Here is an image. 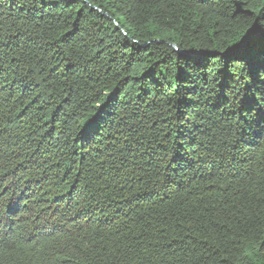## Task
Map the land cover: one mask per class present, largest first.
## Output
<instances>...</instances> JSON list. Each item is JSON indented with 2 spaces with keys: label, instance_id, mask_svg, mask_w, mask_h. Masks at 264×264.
Listing matches in <instances>:
<instances>
[{
  "label": "trees",
  "instance_id": "16d2710c",
  "mask_svg": "<svg viewBox=\"0 0 264 264\" xmlns=\"http://www.w3.org/2000/svg\"><path fill=\"white\" fill-rule=\"evenodd\" d=\"M0 264H264V0H0Z\"/></svg>",
  "mask_w": 264,
  "mask_h": 264
}]
</instances>
